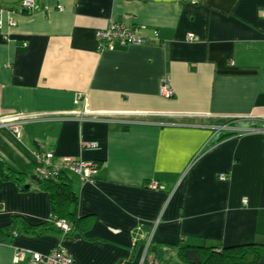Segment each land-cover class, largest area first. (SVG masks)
<instances>
[{
    "label": "crops",
    "instance_id": "obj_1",
    "mask_svg": "<svg viewBox=\"0 0 264 264\" xmlns=\"http://www.w3.org/2000/svg\"><path fill=\"white\" fill-rule=\"evenodd\" d=\"M24 1L0 0V116L47 114L0 126V169L31 176L21 186L0 173V226L49 219L34 180L42 147L98 172L65 171L80 229L4 239L0 264L55 247L75 264H181L180 246L264 236V121L239 119L264 114V0ZM112 21L146 40L100 50Z\"/></svg>",
    "mask_w": 264,
    "mask_h": 264
},
{
    "label": "trees",
    "instance_id": "obj_2",
    "mask_svg": "<svg viewBox=\"0 0 264 264\" xmlns=\"http://www.w3.org/2000/svg\"><path fill=\"white\" fill-rule=\"evenodd\" d=\"M233 134L235 133L228 132L224 136ZM42 149L50 150L43 147ZM0 173L4 180L12 179L21 186L28 183L26 178L31 180L30 175L27 176L23 172L5 166L0 169ZM34 180L49 193L51 205L49 219L42 223L32 224L22 216H14L7 224L0 226V242L22 234H38L37 236H40L38 227L44 228L41 230L43 232L53 228L61 231L57 226L59 220H65L70 224L71 230L66 234L82 227L84 217H80L78 214V198L68 172L64 171L47 177H40L37 174ZM178 253L181 264H264V236L244 245H226L224 247L183 245L178 247Z\"/></svg>",
    "mask_w": 264,
    "mask_h": 264
},
{
    "label": "built area",
    "instance_id": "obj_3",
    "mask_svg": "<svg viewBox=\"0 0 264 264\" xmlns=\"http://www.w3.org/2000/svg\"><path fill=\"white\" fill-rule=\"evenodd\" d=\"M24 7L28 10H33L34 3L31 0L24 1ZM2 21L0 20V27ZM11 25H16L15 20H10ZM99 48L104 49L109 46H113L115 41H119L121 44H140L144 42L146 39L142 36H139L135 33V31L128 29L123 24L117 22H111L105 29L99 31ZM189 39H193V36L189 35ZM107 45V46H106ZM160 93L163 96L170 97L173 95L174 91L169 84L168 78H164L161 82ZM47 113H36L31 115L26 114H10L5 116H0V126H4L7 128H12L15 131H20L23 124H25L29 119L40 120L43 119ZM242 120L248 121H264V114L262 115H252L239 117ZM227 125H224L226 127ZM244 131L254 130L252 127L244 128ZM86 147L96 146L97 142H85L83 143ZM37 156L41 161V165L38 168L37 173L41 176H53L58 173L64 171H71L73 173H77L84 180L92 179L94 175L98 172V163L94 161H86V160H77L66 158L57 160L54 158L55 154L53 150H44L37 152ZM55 159V160H54ZM59 161V162H58ZM226 174L222 173L220 178H225ZM153 186H156L155 184ZM248 200L245 197L243 202L246 203ZM62 228L63 233H67L71 230L70 224L65 220H59L57 222ZM26 254L23 248H20L16 251V259H23ZM30 257L27 264H75V261L64 248L55 247L46 253H41L37 251L30 250Z\"/></svg>",
    "mask_w": 264,
    "mask_h": 264
},
{
    "label": "water",
    "instance_id": "obj_4",
    "mask_svg": "<svg viewBox=\"0 0 264 264\" xmlns=\"http://www.w3.org/2000/svg\"><path fill=\"white\" fill-rule=\"evenodd\" d=\"M4 164V161L3 160H0V166H2ZM27 188L29 187V185H26Z\"/></svg>",
    "mask_w": 264,
    "mask_h": 264
},
{
    "label": "rangeland",
    "instance_id": "obj_5",
    "mask_svg": "<svg viewBox=\"0 0 264 264\" xmlns=\"http://www.w3.org/2000/svg\"><path fill=\"white\" fill-rule=\"evenodd\" d=\"M44 113V112H43ZM54 158H55V156H54ZM40 177H42L41 175H39ZM60 229H61V231H62V228L59 226V225H57ZM63 232V231H62Z\"/></svg>",
    "mask_w": 264,
    "mask_h": 264
},
{
    "label": "bare ground",
    "instance_id": "obj_6",
    "mask_svg": "<svg viewBox=\"0 0 264 264\" xmlns=\"http://www.w3.org/2000/svg\"><path fill=\"white\" fill-rule=\"evenodd\" d=\"M247 198V197H246ZM24 249V251H26V250H28V249H26V248H23ZM28 251H30V250H28ZM28 263V262H27Z\"/></svg>",
    "mask_w": 264,
    "mask_h": 264
}]
</instances>
